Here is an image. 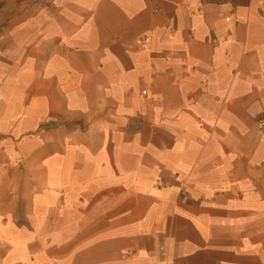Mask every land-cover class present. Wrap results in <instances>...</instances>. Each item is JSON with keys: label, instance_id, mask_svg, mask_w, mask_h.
Returning a JSON list of instances; mask_svg holds the SVG:
<instances>
[{"label": "crops", "instance_id": "1", "mask_svg": "<svg viewBox=\"0 0 264 264\" xmlns=\"http://www.w3.org/2000/svg\"><path fill=\"white\" fill-rule=\"evenodd\" d=\"M1 15L0 264H264V0Z\"/></svg>", "mask_w": 264, "mask_h": 264}, {"label": "rangeland", "instance_id": "2", "mask_svg": "<svg viewBox=\"0 0 264 264\" xmlns=\"http://www.w3.org/2000/svg\"><path fill=\"white\" fill-rule=\"evenodd\" d=\"M22 1L24 0H0V34L2 32V28L8 26L9 22L13 18H7L4 20H1V14L4 11H9L12 14H22Z\"/></svg>", "mask_w": 264, "mask_h": 264}, {"label": "built area", "instance_id": "3", "mask_svg": "<svg viewBox=\"0 0 264 264\" xmlns=\"http://www.w3.org/2000/svg\"><path fill=\"white\" fill-rule=\"evenodd\" d=\"M259 128H260V132H261V134H264V118H261L260 120H259Z\"/></svg>", "mask_w": 264, "mask_h": 264}]
</instances>
